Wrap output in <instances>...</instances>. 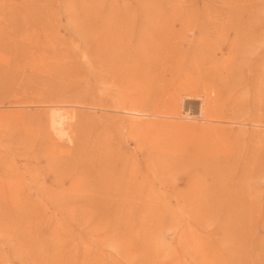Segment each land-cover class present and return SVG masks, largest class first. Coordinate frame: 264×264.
<instances>
[{
  "label": "rangeland",
  "instance_id": "rangeland-1",
  "mask_svg": "<svg viewBox=\"0 0 264 264\" xmlns=\"http://www.w3.org/2000/svg\"><path fill=\"white\" fill-rule=\"evenodd\" d=\"M0 264H264V0H0Z\"/></svg>",
  "mask_w": 264,
  "mask_h": 264
},
{
  "label": "bare ground",
  "instance_id": "bare-ground-1",
  "mask_svg": "<svg viewBox=\"0 0 264 264\" xmlns=\"http://www.w3.org/2000/svg\"><path fill=\"white\" fill-rule=\"evenodd\" d=\"M176 106H177V105H176ZM176 108H177V107H176ZM188 110H189V108H187V111H188ZM129 113H131V114H136L134 111H130V110H129ZM164 113H165V112H163L162 114H164ZM171 113H172V112H171ZM167 115H168V114H167ZM57 122H58V121H57ZM57 122H56V123H57Z\"/></svg>",
  "mask_w": 264,
  "mask_h": 264
}]
</instances>
